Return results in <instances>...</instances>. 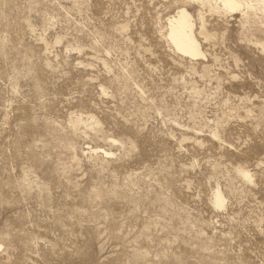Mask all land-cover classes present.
I'll use <instances>...</instances> for the list:
<instances>
[{"label":"rangeland","instance_id":"374dc122","mask_svg":"<svg viewBox=\"0 0 264 264\" xmlns=\"http://www.w3.org/2000/svg\"><path fill=\"white\" fill-rule=\"evenodd\" d=\"M0 264H264V0H0Z\"/></svg>","mask_w":264,"mask_h":264},{"label":"bare ground","instance_id":"6f19581e","mask_svg":"<svg viewBox=\"0 0 264 264\" xmlns=\"http://www.w3.org/2000/svg\"><path fill=\"white\" fill-rule=\"evenodd\" d=\"M219 1L230 11L237 9L242 4V0ZM168 23L169 38L178 51L189 57H199L204 55L200 50V46L195 35L194 23L191 15L185 8L180 9L176 15L168 18ZM103 151L105 154H111V152L107 150ZM243 173L246 177H249V173ZM215 202L217 205H223L224 199L219 191L215 194Z\"/></svg>","mask_w":264,"mask_h":264}]
</instances>
